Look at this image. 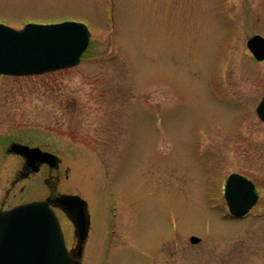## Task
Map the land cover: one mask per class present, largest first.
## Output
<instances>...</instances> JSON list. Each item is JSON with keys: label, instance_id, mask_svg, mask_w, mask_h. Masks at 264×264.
Returning a JSON list of instances; mask_svg holds the SVG:
<instances>
[{"label": "rangeland", "instance_id": "1", "mask_svg": "<svg viewBox=\"0 0 264 264\" xmlns=\"http://www.w3.org/2000/svg\"><path fill=\"white\" fill-rule=\"evenodd\" d=\"M62 20L91 32L77 66L0 76L2 208L50 194L44 171L10 187L17 141L60 159L53 194L87 201L81 264H264V62L245 45L264 0H0L7 26ZM233 172L260 194L242 220L224 217Z\"/></svg>", "mask_w": 264, "mask_h": 264}, {"label": "water", "instance_id": "2", "mask_svg": "<svg viewBox=\"0 0 264 264\" xmlns=\"http://www.w3.org/2000/svg\"><path fill=\"white\" fill-rule=\"evenodd\" d=\"M90 31L86 24L63 21L27 23L22 29L0 24V75L32 76L77 65L86 50ZM246 47L257 61H264V38L254 35ZM264 122V96L256 109ZM10 152L33 163L53 166L58 158L38 147L12 143ZM34 171L37 168L34 167ZM224 196L231 214L240 217L255 203L252 183L231 174ZM52 202L72 222L77 236L75 258L68 252L49 200L21 204L0 212V264H81L80 257L89 231L87 202L78 195L60 194ZM192 243L199 241L190 237Z\"/></svg>", "mask_w": 264, "mask_h": 264}, {"label": "flooded vegetation", "instance_id": "3", "mask_svg": "<svg viewBox=\"0 0 264 264\" xmlns=\"http://www.w3.org/2000/svg\"><path fill=\"white\" fill-rule=\"evenodd\" d=\"M256 117L258 118L257 114H256ZM13 142H17V141H12L10 143L7 142L8 145H6V147L4 149V154L6 156L13 157V158L16 159V163L14 165V172L12 174V179L10 181V187L13 188L19 182L31 179L35 175L39 174L41 171H44V172H46L47 175H46V177L43 178L42 181L44 183H48L50 194H48L47 196L43 197L41 200L47 199V198L50 199L49 203L51 204L52 208L54 210H57L58 208L52 203V199L57 195V194H53V192H54L55 188L57 187L58 182L60 180V172L62 171L61 170V161L60 160L57 161L53 166H50V165H48L46 163H33L32 164L30 161L26 160L24 157H22V156H20L18 154H15L13 152H10V144H12ZM34 167L37 168L36 172L33 170ZM239 174L242 175L243 177L247 178L248 180H250L253 183V185L255 187V191L257 193V200H256V203L247 212V214L244 215L241 218L234 217L233 215L229 214L228 210L226 209L225 212H224V217H228L231 220L246 219V217L249 215V213L252 212V210L256 207V205L258 204L259 199H260V194H259V192L257 190L258 184L256 183V181L253 178H251V177H249V176H247L245 174H241V173H239ZM7 195H8V191H6V196ZM2 202H5V200L2 201ZM18 204H21V203H16V204H14L12 206H15V205H18ZM12 206H10L8 208H2V205H0V211L9 209ZM75 244H76V242L74 243L73 246L72 245H67L69 250H70V255L73 256V257H75L74 254H75V251H76Z\"/></svg>", "mask_w": 264, "mask_h": 264}]
</instances>
